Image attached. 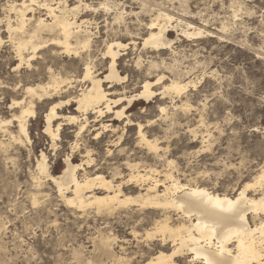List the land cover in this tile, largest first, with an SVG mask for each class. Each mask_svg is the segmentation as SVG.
<instances>
[{"label": "bare ground", "instance_id": "6f19581e", "mask_svg": "<svg viewBox=\"0 0 264 264\" xmlns=\"http://www.w3.org/2000/svg\"><path fill=\"white\" fill-rule=\"evenodd\" d=\"M77 1L70 5L67 0H57L53 5L46 0L42 4L38 0H7L2 8L0 51L3 48L10 51L7 65L17 75L26 68L37 77L10 84L0 79V95L11 96L8 118L1 115L5 100L0 101V151L6 154L11 145H31L30 122L36 118L40 105L48 104L43 133L50 139V150L58 149L65 125L75 127L74 140L69 145L71 153L65 155L64 167L58 173L50 169L47 154L40 152L34 165V181L38 186L51 183L64 204L78 211L94 208L98 213H112L130 205L160 210L161 217L144 232V238L157 240L161 245L171 243V248L168 251L162 246L142 264H177L176 258H183L185 264H264V219L253 225L248 221L250 212L264 215V166L253 183H245L231 196L197 183H180L171 171L174 160L166 159L168 169L158 170L132 158L137 154L134 148L121 147L126 140L123 133L135 128L134 146L143 150L146 158H158L167 152L168 124L174 121L175 113L189 111L188 91L195 90L200 80L167 62L165 53L176 55L182 37L211 32L152 6L140 12L130 9L135 22L126 23L117 12L112 22H107L106 17L103 22L109 32L94 40L93 36L99 34L97 18L79 17L82 2ZM83 5L93 14L98 11L95 6ZM98 6L106 16L113 14L107 0ZM139 13L149 16L148 21L139 20ZM92 25L94 33L89 29ZM172 32H176L175 38L170 36ZM129 51H139L128 62L142 73L131 88L129 76L120 70L121 58ZM62 55L71 59L74 73H63L56 62ZM41 74L45 77H40ZM61 95L65 99L53 100ZM153 101L154 115L146 106L138 113H130L135 104L148 105ZM72 104L75 113L65 114L63 108ZM160 125L167 127L159 128ZM85 132L91 134L96 145L106 138L105 156L99 158L94 156V150L80 148L79 141ZM190 132L196 133L194 129ZM74 150L79 152L80 162L74 161ZM131 186L137 188L134 195L125 192ZM254 186L261 187L258 197L247 194ZM32 197L37 202V196ZM171 212L178 215L175 222ZM132 232L137 237L135 229ZM96 243L109 258L115 256L108 249L110 235L101 234ZM118 261L124 262L120 257Z\"/></svg>", "mask_w": 264, "mask_h": 264}, {"label": "rangeland", "instance_id": "374dc122", "mask_svg": "<svg viewBox=\"0 0 264 264\" xmlns=\"http://www.w3.org/2000/svg\"><path fill=\"white\" fill-rule=\"evenodd\" d=\"M6 1L0 0V17L3 16L2 8ZM38 1L42 4L44 0ZM46 1L53 5L57 2ZM80 1L82 9L79 17L97 18L99 34L93 36L94 40L109 32L103 22L106 17L107 22H112L117 12L126 23L135 22L136 17L129 14L130 9L140 12L152 6L211 32L199 37H182L181 46L177 44L176 55L170 54V51L165 53L167 62L175 63L174 67L188 72L187 76L200 80L195 90L188 91L189 111L175 113L174 121L168 124L170 146L167 152L158 158H146L144 151L134 146L135 128L123 133L126 143L121 147L134 148L137 154L132 158L158 170L168 169L166 159L174 160L171 171L180 183H197L220 194L234 196L245 183H253L260 167L264 166V0H107L113 11L109 16L98 6L105 0ZM67 2L72 5L78 1ZM83 3L98 8L97 13L93 14ZM138 18L148 21L149 16L139 13ZM89 29L96 31L94 25ZM170 36L175 38L176 32ZM138 52L122 56L120 62V70L130 78V88L136 86L137 76L142 74L132 62H128ZM9 54L7 48L0 51L1 81L10 84L18 79L37 77L26 68H22L18 75L13 72V67L7 65V58L11 57ZM62 56L56 62L63 68V73H74L75 65L71 59ZM40 77L45 76L41 74ZM8 96L0 95V101L5 100L1 105L4 118L11 115L8 108L11 96ZM60 99H65V95L53 100ZM154 101L148 105L137 103L130 113H138L142 106H146L154 115ZM47 108L48 104L40 105L36 118L30 122L31 145H11L6 154L0 151V264H142L162 246L169 251L171 243L161 245L157 240L144 238V232L152 227L155 219L161 217L160 210L130 205L112 213H98L94 208L78 211L64 204L51 183L37 185L33 177L40 152L43 150L47 154L50 169L58 173L64 167L65 155L71 153L69 145L74 140L75 127L65 125L58 149L55 152L50 150V139L43 133ZM73 108L74 104L64 107L63 112L75 113ZM190 129L196 133H191ZM105 140L102 138L96 145L91 134L85 132L79 141L80 148L88 147L94 150V156L101 158L106 153ZM112 150L115 154V149ZM73 152L74 161L80 162L79 152ZM136 189L132 187L125 192L134 195ZM261 192L258 186L247 190V194L254 197ZM33 195L37 196L35 203ZM171 215L175 222L177 213L171 212ZM260 218L264 219V215L248 214L251 225L258 223ZM132 229H135L137 237ZM101 234L110 235L108 249L115 254L114 257L109 258L97 245L96 239ZM118 257L124 262L118 261ZM182 259L176 258L177 264H185Z\"/></svg>", "mask_w": 264, "mask_h": 264}]
</instances>
